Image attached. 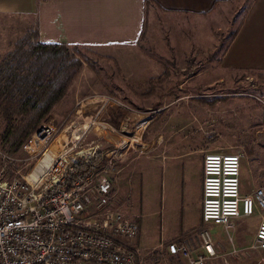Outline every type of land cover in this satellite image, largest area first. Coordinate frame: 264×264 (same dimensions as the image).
<instances>
[{"label":"rangeland","instance_id":"1","mask_svg":"<svg viewBox=\"0 0 264 264\" xmlns=\"http://www.w3.org/2000/svg\"><path fill=\"white\" fill-rule=\"evenodd\" d=\"M251 1L232 0L228 6L217 7L202 18V24L195 31L190 22L184 28L183 22L159 19L161 27H154L153 40L140 41L134 54L122 61L105 57L101 51L75 48L81 55L74 57L79 73L69 91L67 89L60 101H56L54 107L61 102L60 107L45 117L35 131L50 127L51 133L44 153L49 150L40 166L47 165L58 150L70 146L78 150L97 145L108 158L125 150L124 157L115 159L111 165L108 176L113 182L112 191L104 209L99 210H121L141 224L143 242L136 248L141 253L142 264H175L173 260L166 261L155 255L149 244L158 238L171 239L179 223L189 226L197 217L199 177L190 183L193 197L182 211L185 219H180L179 200L172 194V188L178 190L179 182L172 184L168 167L162 165L149 176L142 174L144 164L159 155L161 146L176 145L177 150L188 153L201 149L203 154L240 153L241 194H249L254 188L264 191V75L256 78L252 73H226L221 70L219 61ZM8 23L5 27L6 22L0 21V58L11 51L13 42L33 31V22L23 17H12ZM150 23L151 20L148 27ZM180 23L181 29L178 28ZM163 24L169 25V31L178 30L181 34L162 36ZM7 42L11 43L8 51ZM167 49L171 58L160 57ZM210 82L215 84L207 85ZM224 96L233 98L212 106L195 101L202 98L207 102ZM104 97L122 101L138 112V116H132L135 129H129L130 135L118 138L102 128ZM85 126L88 129L81 136ZM2 131L0 119V136ZM26 144L15 154H7L10 162L1 179L18 175L29 180L42 156L29 160ZM123 146L125 149L121 150ZM0 150H3L1 144ZM193 153L188 154V159L193 161V169L198 174L201 162ZM141 178L143 184L149 181L143 188ZM258 218L255 212L250 217L235 220L228 235L219 227L207 225L216 255L208 264H264V251L252 248ZM197 229L187 238L193 239ZM159 245L158 253L165 247L163 243ZM221 256L224 257L220 259Z\"/></svg>","mask_w":264,"mask_h":264},{"label":"built area","instance_id":"2","mask_svg":"<svg viewBox=\"0 0 264 264\" xmlns=\"http://www.w3.org/2000/svg\"><path fill=\"white\" fill-rule=\"evenodd\" d=\"M101 111L105 114L102 128L114 136L122 138L135 129L131 119L138 112L122 101L104 97ZM50 136V127L32 134L26 144L29 160L40 155L42 160ZM97 148H62L43 172H34L37 163L29 180L18 175L1 179L10 158L0 150V264H142L141 253L133 245L138 231L135 220L121 210H99L112 191L111 165L125 150L116 152L118 158H108ZM97 156L101 159L88 170H75ZM241 157L240 153L202 155V226L194 241L166 244L165 252L175 264H208L216 255L206 226L219 227L228 235L235 220L255 212L259 218L252 248L264 251V191L254 188L241 194Z\"/></svg>","mask_w":264,"mask_h":264},{"label":"crops","instance_id":"3","mask_svg":"<svg viewBox=\"0 0 264 264\" xmlns=\"http://www.w3.org/2000/svg\"><path fill=\"white\" fill-rule=\"evenodd\" d=\"M232 0H0V21L9 26L10 18L17 17L33 22L37 42L41 44H57L66 48H86L105 53L104 56L110 59L131 57L134 49L140 41L150 42L155 37L153 29L159 23V19L177 20L183 22L184 28L187 22L192 23L191 27L202 24V18L208 17L209 13L217 7L228 6ZM148 18L151 23L148 27ZM169 25L163 24L161 35L167 33L171 37L181 34L178 30L173 32L167 29ZM179 29L182 28L181 23ZM200 28V27H199ZM188 29V28H187ZM209 29V30H208ZM207 31H210L208 27ZM206 40L208 39L205 36ZM176 40L174 39V42ZM201 43V41H199ZM10 42H7V51ZM11 44V43H10ZM139 48V47H138ZM175 51V50H174ZM185 51V50H184ZM170 50L163 52V56L171 58ZM136 55H142L137 54ZM144 57V56H142ZM145 58V57H144ZM220 68L229 73L260 74L264 75V0H252L244 12L240 23L234 34L220 56ZM210 82L207 85H214ZM71 87V86H70ZM69 87V88H70ZM69 91V89H68ZM68 94V92H67ZM66 94V95H67ZM231 97V96H224ZM218 98V97H215ZM233 98V97H231ZM230 101L227 99L225 102ZM61 103V102H60ZM53 107L49 117L56 109ZM198 103V102H197ZM199 104V103H198ZM201 105V104H200ZM145 126V125H144ZM143 128V127H142ZM152 139V145H154ZM159 155L152 156L143 167L144 176L154 174L162 165L168 167L172 184H178V190L172 188V194L179 200V218L187 204H191L193 197L190 183L199 177V203L197 205V217L191 225L181 224L176 228V234L165 241L154 240L151 244L155 255L160 256L157 248L159 244H166L175 241H194L202 226L200 219V193H201V166L197 174L193 169L192 160L188 159L193 152L177 150L176 145L161 146ZM195 151L193 154L201 162L202 152ZM124 157V156H123ZM121 157L120 159H122ZM196 160V159H195ZM133 173V172H131ZM147 183L149 181H146ZM142 183L141 186L146 184ZM197 189V185L195 184ZM143 191V189H142ZM197 196V197H198ZM180 221V220H179ZM137 224V236L133 245L137 248L143 242L140 237V225ZM198 228V229H197ZM197 229L196 235L187 238ZM149 245H146L149 246ZM162 259L172 261L173 258L161 250ZM161 258V257H160ZM174 261V260H173Z\"/></svg>","mask_w":264,"mask_h":264},{"label":"trees","instance_id":"4","mask_svg":"<svg viewBox=\"0 0 264 264\" xmlns=\"http://www.w3.org/2000/svg\"><path fill=\"white\" fill-rule=\"evenodd\" d=\"M75 56H81L75 48L38 43L32 31L13 42L11 51L0 58V119L3 123L0 144L3 152L9 155L18 152L64 96L79 73ZM252 75L262 78L260 74ZM231 97L195 101L212 106ZM100 159L101 156H97L75 170L84 172Z\"/></svg>","mask_w":264,"mask_h":264},{"label":"bare ground","instance_id":"5","mask_svg":"<svg viewBox=\"0 0 264 264\" xmlns=\"http://www.w3.org/2000/svg\"><path fill=\"white\" fill-rule=\"evenodd\" d=\"M45 132L47 133V131H45ZM48 150H49V149H48ZM48 150L46 151V153L48 152ZM46 153H45V155H46ZM45 155L43 156L42 160H41L40 162H38L36 168L34 169V172H43V171H44V169H45V167H46L47 165H45V166H40L39 164L44 160ZM50 158H51V157H50ZM50 158L48 159L47 164H48ZM41 164H42V163H41ZM34 172H33V175L35 176V173H34Z\"/></svg>","mask_w":264,"mask_h":264},{"label":"water","instance_id":"6","mask_svg":"<svg viewBox=\"0 0 264 264\" xmlns=\"http://www.w3.org/2000/svg\"><path fill=\"white\" fill-rule=\"evenodd\" d=\"M39 130H40V129H39ZM39 130H38V131H39Z\"/></svg>","mask_w":264,"mask_h":264}]
</instances>
